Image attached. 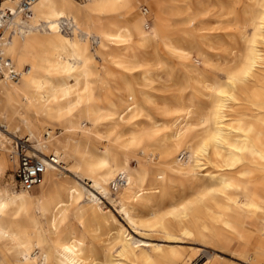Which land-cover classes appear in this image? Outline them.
Wrapping results in <instances>:
<instances>
[{
	"label": "bare ground",
	"instance_id": "bare-ground-1",
	"mask_svg": "<svg viewBox=\"0 0 264 264\" xmlns=\"http://www.w3.org/2000/svg\"><path fill=\"white\" fill-rule=\"evenodd\" d=\"M2 50L0 264H264V0H36Z\"/></svg>",
	"mask_w": 264,
	"mask_h": 264
},
{
	"label": "built area",
	"instance_id": "built-area-1",
	"mask_svg": "<svg viewBox=\"0 0 264 264\" xmlns=\"http://www.w3.org/2000/svg\"><path fill=\"white\" fill-rule=\"evenodd\" d=\"M4 1L0 0V74L2 71L1 61L4 59L2 45L5 42V30L17 12H20L24 17L28 16L36 0H17L15 9L3 6ZM8 61L7 59L5 64H8ZM11 72L14 77L18 75L13 68ZM29 147H32L31 143L26 139L22 138L16 142L14 153L17 156L18 163L15 169V176L20 186L32 189L42 180L45 162L35 152L29 153L28 151L32 149H29Z\"/></svg>",
	"mask_w": 264,
	"mask_h": 264
},
{
	"label": "rangeland",
	"instance_id": "rangeland-1",
	"mask_svg": "<svg viewBox=\"0 0 264 264\" xmlns=\"http://www.w3.org/2000/svg\"><path fill=\"white\" fill-rule=\"evenodd\" d=\"M80 1H82V0H80ZM215 11L216 10L213 9L210 12L211 14L208 18V22L211 26H216L218 24L217 23V13L218 12H215ZM16 141H18V139L15 138V140H13V143L16 144ZM30 143H31V141H30ZM29 149H31V147H29ZM31 150L33 151V149H31ZM15 169H16V166L11 167V169L8 171V173L4 176L3 179H6L7 177L10 176L9 174H11L12 178L14 179L15 186L19 189L20 186L18 184V181L16 180L17 178L15 176ZM67 173L77 175V177L80 178V181L86 187H88L89 189H93L89 186L88 183L85 182V179H83L80 174L73 172V171H70V172L68 171ZM111 187L113 188V190H115V188L113 187V183L111 184ZM93 192L101 198L102 206L104 207L105 210L110 209L111 211H113L116 214V216L118 218H120L123 221V215L121 214L118 206L115 203L110 201V199L105 197L102 193H99L96 190H93ZM131 229L132 228L130 227L129 230H131ZM132 234L136 238L149 239V240H152L154 242H160L161 244L167 245V246L168 245H176V246H179V247L184 248V249L192 248L194 246H200V248L202 250H205L206 253H214L213 255H214V257H216V259H215L216 264H259L256 261L244 259L243 256H241L236 251H234L235 246H232L231 248H223V247H218V246L213 245V244H199L195 241H192L191 239H186V238L177 239L176 241H163V240H159V239H161V237L159 235H157L156 233H148V234L143 236L139 232L133 231V229H132ZM203 260H205V258Z\"/></svg>",
	"mask_w": 264,
	"mask_h": 264
},
{
	"label": "snow or ice",
	"instance_id": "snow-or-ice-1",
	"mask_svg": "<svg viewBox=\"0 0 264 264\" xmlns=\"http://www.w3.org/2000/svg\"><path fill=\"white\" fill-rule=\"evenodd\" d=\"M245 75H247V73H245ZM221 94L223 95V93H221ZM180 208H181V209H184V208H186V205H181ZM177 211H179V209H173V210H172L171 212H169L167 215L172 216V215H174Z\"/></svg>",
	"mask_w": 264,
	"mask_h": 264
}]
</instances>
